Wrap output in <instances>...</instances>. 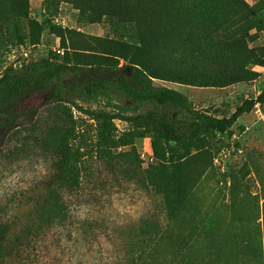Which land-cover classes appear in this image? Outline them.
Listing matches in <instances>:
<instances>
[{
	"label": "trees",
	"instance_id": "trees-1",
	"mask_svg": "<svg viewBox=\"0 0 264 264\" xmlns=\"http://www.w3.org/2000/svg\"><path fill=\"white\" fill-rule=\"evenodd\" d=\"M63 3L89 23L108 20L114 36H85L56 24ZM49 4L55 11L40 23L29 18L30 0H0V27L14 46H38L48 30L64 49L63 55L51 50L40 60L24 61L20 70L8 67L0 77V158L24 156L31 147L51 161L16 213L0 219V264H31L35 245L71 222L73 201L85 205V188L101 169L153 189L164 208V214H148L120 231L124 244L115 264H264V204L251 220L232 216V224L251 223L236 231L221 227L215 215L214 229L205 233L184 215L201 177L203 154H192L191 148L233 128L245 112L264 103V90L231 116L219 117L196 109L173 88L154 86L162 80L225 88L256 80L259 73L249 66H264V46L250 47L254 7L246 0ZM39 95L45 97L41 107L30 102ZM100 97L126 102L113 104L117 110L87 109L78 102ZM73 108L84 117H76ZM85 117L93 122L94 138L87 137ZM117 121L129 129L121 132ZM148 136L155 163L143 169L136 142ZM24 207L30 208L26 215Z\"/></svg>",
	"mask_w": 264,
	"mask_h": 264
},
{
	"label": "rangeland",
	"instance_id": "rangeland-1",
	"mask_svg": "<svg viewBox=\"0 0 264 264\" xmlns=\"http://www.w3.org/2000/svg\"><path fill=\"white\" fill-rule=\"evenodd\" d=\"M246 2L256 11V27L252 31L254 41L250 47L264 46V0ZM54 11L55 7H50L49 0H30V19L43 23ZM59 14L68 27L85 36H114L108 20L89 23L80 17L72 4L63 3ZM7 32L0 27V77L8 67L20 70L24 61H37L51 50H62L60 39L45 30L42 43L29 48V56L24 59L20 48L10 42L12 38ZM249 68L259 73L256 80L225 88L193 87L162 80H154V86L173 88L185 94L196 109L228 117L243 104L257 100L264 90V66L253 64ZM30 102L41 107L45 104V97L39 95L31 98ZM78 102L87 109L117 110L113 104L125 103L126 100L110 103L100 97ZM146 109L144 107V111ZM73 110L76 117H84L77 109ZM92 124L87 120L84 128L89 139L95 137ZM117 125L121 132L129 129L125 122L117 121ZM136 147L143 169L155 163L150 136L139 139ZM190 152L203 155L199 158L201 177L184 211L189 223L208 233L214 229L213 218L217 215L220 226L225 230L251 228V223L246 227L232 224L231 217L241 215L251 220L253 213L256 214L257 209L261 211L264 204V103H257L245 112L225 134L208 137ZM50 169V159L31 147L24 156L0 158V219L14 215L24 200H21L23 195ZM135 174L140 179L149 178L147 173ZM123 175L119 171L113 173L101 169L85 188V205L82 201H73L71 222L65 230L55 231L35 245L31 264H115L124 244L120 231L137 225L148 214H164L160 195L138 182L128 181ZM23 211L26 215L30 208L24 207ZM88 218L91 222L87 221Z\"/></svg>",
	"mask_w": 264,
	"mask_h": 264
},
{
	"label": "built area",
	"instance_id": "built-area-1",
	"mask_svg": "<svg viewBox=\"0 0 264 264\" xmlns=\"http://www.w3.org/2000/svg\"><path fill=\"white\" fill-rule=\"evenodd\" d=\"M55 23L56 24H58V25H60V26H62V27H64V28H66V27H68L66 24H65V22H63V21H61V19H60V16H58L56 19H55ZM20 51H21V55L24 57V58H28V56H29V48H25V47H22L21 49H20ZM54 51H56L58 54H64V50L62 49H55ZM16 51H14V53H15Z\"/></svg>",
	"mask_w": 264,
	"mask_h": 264
}]
</instances>
